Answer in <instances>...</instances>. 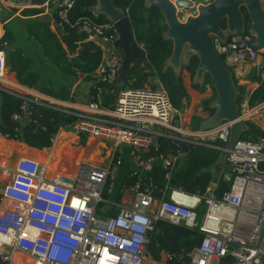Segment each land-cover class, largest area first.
<instances>
[{
    "label": "built area",
    "instance_id": "1",
    "mask_svg": "<svg viewBox=\"0 0 264 264\" xmlns=\"http://www.w3.org/2000/svg\"><path fill=\"white\" fill-rule=\"evenodd\" d=\"M189 1L193 8L177 12L179 21L194 16L196 6L211 0ZM0 2L16 15L23 10H40V14L51 19L60 41L72 34L79 38L76 46L81 41L96 42L103 53L89 75L90 88H95V92L88 103L73 110L31 95L28 88L9 81L4 59L6 43L1 42L0 90L22 100L19 113L11 115V119L35 125L29 104L52 109L73 117L56 133L66 131L79 139L93 138L108 150L104 164L81 162L68 183L60 182L55 175L45 179L43 168L35 160L16 161L10 181L0 190V264H17L18 256L26 258L29 264H143L147 233L156 220L200 235L197 246L190 251L178 250L175 256L167 253L166 264H264L263 137L250 136L228 147L230 122L223 121L212 128L185 129L177 124V112L162 87L145 84L118 88L121 55L112 47L117 31L109 21L97 24L86 17L71 20L69 14L75 0ZM223 35V40L212 39V47L237 89L236 120L247 129L264 132V99L249 104L253 90L236 85L233 75L245 71L244 75L258 85L253 76L262 78L264 74V52L251 48L252 37L247 31L238 39L226 30ZM72 56L69 54L68 58ZM103 94L114 95L110 107L100 105ZM160 137L177 143L174 153L142 158L150 149H156ZM0 138L8 140L7 136ZM216 141L222 146L215 148L221 151L226 167L220 179L227 190L220 196L215 197L210 188L202 194H188L170 189L166 183L163 190H168L167 197L159 199L154 214H150L153 186L148 178L144 182L139 174L132 173L136 179L130 187L129 205L119 207L115 216L106 219L95 213L96 205L103 202L102 193H112L115 170L121 163L119 147H127L130 159L142 169L148 170L158 161L168 182L175 162L182 157L179 146L212 148ZM6 203L8 207L3 206Z\"/></svg>",
    "mask_w": 264,
    "mask_h": 264
},
{
    "label": "trees",
    "instance_id": "2",
    "mask_svg": "<svg viewBox=\"0 0 264 264\" xmlns=\"http://www.w3.org/2000/svg\"><path fill=\"white\" fill-rule=\"evenodd\" d=\"M111 3L126 17L133 34L134 42L143 49L146 62L149 65V70H145L144 68H140L138 64L133 63L125 77V85L134 88L141 87L146 78L155 77L165 90L172 108L176 111H182L185 105L184 94L179 84V78L174 75L172 68L167 65L172 46L171 41L164 37L166 26L161 13L155 7L146 4L144 0H111ZM94 5V0H75L69 18L73 20L79 17H86L97 24L107 22V19L103 15H93L91 13L89 8L94 7ZM240 11L245 17V23L247 24L244 10L240 9ZM36 13L38 12L25 10L21 13V16L31 18ZM221 28H224L223 22H221ZM24 32L26 39L32 42L40 51L42 58L63 75L75 78L77 76L87 78L100 62V51L90 42L81 43L77 50L73 49V52H71V54L75 55L68 58L55 36L48 30L47 22L37 17L25 19ZM67 38L71 43L79 39L72 34H69ZM14 39L15 35H12L9 30L5 29L3 35L0 37V43L5 42L6 46H9L14 42ZM73 46L76 48L75 45ZM0 49H2L1 46ZM5 64L8 70L14 73L15 79L20 85L28 88H34L37 85L38 76L30 72L31 63L20 49L13 48L6 50ZM196 65L197 58L190 56L181 67L193 75ZM202 78V84L210 83L206 76ZM253 78L257 81L258 85L248 98L249 104H254L264 99V74L262 78L254 76ZM39 91L57 99H65L68 94L63 87L52 88L50 84L39 89ZM90 91L91 95H93L95 88H90ZM116 92L117 88L113 93ZM101 99L103 106L110 107L114 101V95H103ZM21 103L22 100L17 96L0 90V135L7 136L8 139L17 141L29 148L36 150L48 148L57 129L71 123L73 120V117L70 115L29 104L31 119L35 120L36 124L15 122L11 119V115L19 113ZM250 136L264 138V132H257L255 129L248 127L240 139L244 140ZM175 144L177 143L160 137L157 140L156 149H150L147 154L142 155V158L146 155L173 154L176 149ZM212 144L214 146L212 148L203 146L189 147L183 157L175 163L169 176L167 187L188 194H202L211 180L208 169L214 167L220 172L223 167L222 153L219 149L215 148L222 146L218 141ZM149 171L147 178L151 184L155 189L162 188L163 182L161 181V177L163 170L159 166H156L151 167ZM135 176L128 174L121 183V188L131 187L136 179ZM225 190H227V187L219 178L217 187L215 188V196H220ZM154 195L158 196L156 192ZM105 196L102 193V197L105 198ZM161 231L169 233L178 249L185 253L196 247L200 239V235L195 231L181 226L170 225L159 220L153 221L151 223V230L147 233L149 244L146 245V250L153 256L154 260L158 259V252L161 249H166V245L159 234Z\"/></svg>",
    "mask_w": 264,
    "mask_h": 264
},
{
    "label": "crops",
    "instance_id": "3",
    "mask_svg": "<svg viewBox=\"0 0 264 264\" xmlns=\"http://www.w3.org/2000/svg\"><path fill=\"white\" fill-rule=\"evenodd\" d=\"M89 10L93 15H95L94 7L89 8ZM32 11L38 12L36 13L35 16L32 17H37L40 20H44L45 22H47L48 30L55 36L58 43L60 44L62 49L66 52V55L68 57L69 53L71 54V52L68 51L65 43L63 42L64 39L60 41L57 38V34L53 28L51 19L48 16L40 14V10L33 9ZM21 13L20 15L11 13L9 6L0 2V37L3 35L5 29L9 30V32L12 35H15L14 42L9 46L7 45L4 49L6 50L8 49L10 50L13 48L20 49L31 63L29 69L30 72L35 73L38 76L37 85L34 88H28V87L26 88H28V91L30 92L31 95H39L41 97L49 99L54 103H56L57 106H60L64 109L75 110L83 107L86 103H88V101L91 98L90 77L88 76L87 78H83L77 76L75 78V77L63 75L59 73L54 66H52L44 58H42L40 51L32 44V42L28 41L25 37V32H24L25 19H32V17L31 18L22 17ZM76 41H74L73 43L70 42L72 46L73 45L76 46L75 44ZM84 42L85 41H81L80 43H84ZM90 43H92L95 47L98 48L102 59L103 53L101 51V48L97 46L96 42H90ZM77 48L78 46H76V48H74L73 46L74 50H77ZM5 51H4V59H5ZM184 63L185 62L183 58L180 57L179 67L176 69L172 68V70L174 75L177 78H179V84L184 94V101H185L183 110L176 111L177 112L176 119L178 121L177 124H180L181 127L188 129V125H190V119L192 115L200 117L199 104L201 102H205V103L209 102L211 100V99L208 100L210 97L212 98V102H213L215 98V92L212 88L211 83L209 84L205 83L203 86H201L200 82L202 81L195 79V72L193 75H191L188 71H186L184 68L181 67ZM140 68L143 67L140 66ZM244 74L245 71L234 72L233 75L236 76V78L234 76V81L236 82V85H245L251 91L254 90L257 84L250 79L249 75L245 76ZM191 76L192 79L194 78L193 79L194 82H191L190 79ZM6 78L12 83L17 84L18 86H23L16 81L14 73L9 70L7 72ZM49 84L52 86V88L63 87L64 89H66L68 93L67 97L65 99H57L56 97H51L49 95L40 93L39 89L44 88ZM145 84H148L151 87H158V86L161 87V85L159 84V82L155 77L146 78L143 85ZM118 88L121 87L118 86ZM103 95H107V94H103ZM103 95H101V97ZM101 97L99 98V103L101 106H103ZM103 107H107V106H103ZM193 111H195V114H193ZM199 129L200 128H196L193 130H199ZM55 137H57L55 145H53L54 144L53 142L50 144L48 148H44L42 150L29 148L17 141L0 138V167L8 170L7 174L2 173L5 170L3 169L0 170V190L10 181V177L14 170L15 163L18 159L21 158L31 159L38 162L43 168V174L45 175V179H48L53 175L59 178L62 177L64 179H68V178H72L75 175L77 166H79L81 162H89L94 165H102L104 164V160H106V157L108 156L107 147H105L106 148L105 150L103 148L104 144L93 138L79 139L66 131L57 132L55 134ZM181 146H179L180 150H181ZM118 150H119L121 163L115 170V178L113 182L112 193L110 195L105 196V198L102 197L103 202L98 203L95 208L96 213L101 219H106L107 217H113L115 216L119 207L129 205L131 199L130 187L121 188V183L128 174H132V173L139 174L142 180L145 182V180H147L148 173L150 172L149 171L150 168L156 166L160 167V163L158 161H154L150 165V168L148 170L142 169L137 164H134L133 161L130 159L131 157H130L129 149L127 147L121 146L119 147ZM181 152L183 157V155L186 152L183 153L182 150ZM168 155H172V154H168ZM180 159H178L177 161H179ZM41 160L42 162H40ZM161 170L163 169L161 168ZM208 171L211 175V180L206 186V188H210L212 190V194L215 196V188L217 187V181L220 178V174L223 171H226V167L224 168L222 167L220 172H218L214 167H210ZM164 173L165 172L163 170L161 177V181L163 182V187L167 183ZM163 187L160 189H155V187L153 186V190H154L153 193L156 192L158 196L153 195L154 203L151 208L150 214H154L155 212L154 209H156L157 201L161 198L164 199L167 197L168 190L166 189L163 190ZM3 206L8 207L9 203L4 204ZM167 253H169V251L166 246V249H161L158 252V259L154 260L153 256L146 250L143 264H166L165 255ZM16 263L29 264L27 259L24 258L23 256H18L16 258Z\"/></svg>",
    "mask_w": 264,
    "mask_h": 264
},
{
    "label": "water",
    "instance_id": "4",
    "mask_svg": "<svg viewBox=\"0 0 264 264\" xmlns=\"http://www.w3.org/2000/svg\"><path fill=\"white\" fill-rule=\"evenodd\" d=\"M95 14L103 15L111 22L117 31V40L112 47L121 55V64L118 70V86L124 88L125 77L133 63L149 70L144 51L136 45L129 23L121 11L117 10L111 0H94ZM146 4L155 7L162 15L166 30L164 37L171 41V54L167 60L168 65L176 69L179 67V58L184 62L190 56L197 58L195 79L200 80L206 75L215 92L212 102L214 113L202 123V128H212L226 121L230 122L228 147L240 140L247 127L236 120L237 89L232 83L229 70L223 65L221 58L212 47V39L223 40V30L228 34L239 36L248 32L252 37L251 48L264 52V0H211L205 5L196 6V14L179 21L177 12L193 8L189 0H144ZM240 9L244 10L245 17ZM221 22L224 28H221ZM69 52L73 46L68 38H64ZM183 153L188 151L184 144ZM60 182L68 183V179L60 178ZM160 237L164 240L170 255L178 253V247L171 236L161 231Z\"/></svg>",
    "mask_w": 264,
    "mask_h": 264
},
{
    "label": "rangeland",
    "instance_id": "5",
    "mask_svg": "<svg viewBox=\"0 0 264 264\" xmlns=\"http://www.w3.org/2000/svg\"><path fill=\"white\" fill-rule=\"evenodd\" d=\"M263 2V1H262ZM188 13H191V11H188ZM192 75V74H191ZM206 76V75H203ZM207 77V76H206ZM208 78V77H207ZM191 82H194L191 76ZM203 78L200 79V81H202ZM208 81L209 78H208ZM204 82V81H203ZM201 83V86H203L204 84ZM205 83V82H204ZM211 83V82H210ZM209 84V83H206ZM148 85V84H147ZM198 85V84H197ZM149 86V85H148ZM127 85H124V88H127ZM151 87V86H150ZM211 99V100H210ZM208 100H210L209 102H201L199 104V115L200 117L194 116L192 115L191 119H190V125H188V129L193 130L194 128H202V123L203 121H205L207 118H209L215 111V108L212 105V98L210 97ZM197 113V112H196ZM193 114H195V111H193ZM195 117V118H194ZM183 128V127H182ZM193 128V129H192ZM186 129V128H185Z\"/></svg>",
    "mask_w": 264,
    "mask_h": 264
},
{
    "label": "bare ground",
    "instance_id": "6",
    "mask_svg": "<svg viewBox=\"0 0 264 264\" xmlns=\"http://www.w3.org/2000/svg\"><path fill=\"white\" fill-rule=\"evenodd\" d=\"M56 140H57V137H56V139H55V141H54V144H53V145H55V142H56Z\"/></svg>",
    "mask_w": 264,
    "mask_h": 264
}]
</instances>
